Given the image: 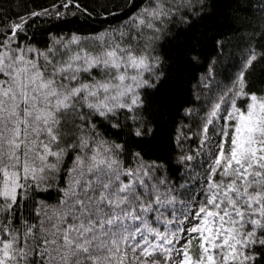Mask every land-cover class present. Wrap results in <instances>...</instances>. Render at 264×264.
<instances>
[{
	"label": "snow or ice",
	"instance_id": "snow-or-ice-1",
	"mask_svg": "<svg viewBox=\"0 0 264 264\" xmlns=\"http://www.w3.org/2000/svg\"><path fill=\"white\" fill-rule=\"evenodd\" d=\"M205 7L151 0L94 47L73 36L63 52L12 47L22 24L11 26L0 40V264H264V93L247 91L245 79L264 51L248 50L230 95L204 121L205 139L214 121L224 125L199 200L156 175L160 166L139 152L134 167L124 166V146L104 140L90 120L117 128L127 113L130 134L149 135L142 90L162 75L153 45L168 25L188 24ZM69 149L76 155L58 203L25 214V201L47 190Z\"/></svg>",
	"mask_w": 264,
	"mask_h": 264
},
{
	"label": "trees",
	"instance_id": "trees-1",
	"mask_svg": "<svg viewBox=\"0 0 264 264\" xmlns=\"http://www.w3.org/2000/svg\"><path fill=\"white\" fill-rule=\"evenodd\" d=\"M151 0H0V40L11 36V26L22 24L17 33V45L47 52L62 45L73 36L94 47L96 37L107 36L114 29L126 28L130 18L140 14ZM206 7L194 14L191 22L168 25L170 31L159 34L154 54L161 59L155 88L146 92L141 122L151 132L143 138L133 137L127 113L115 119L120 127L113 128L108 120L90 116L100 136L108 142L122 144L120 159L124 166H135L133 154L139 152L145 162H156L155 174H164L177 184L184 183L185 164L178 162V132L188 123L186 113L195 109L197 82L207 74L209 67L223 81L229 82L239 74L243 64L239 60L250 48L264 51V0H205ZM67 5V6H65ZM38 13V15H34ZM71 47L75 48L76 45ZM32 53L29 55L31 56ZM40 62L43 63L42 58ZM214 62V63H212ZM147 77V75H146ZM247 91L264 93V59L258 60L245 75ZM246 100H237L243 107ZM87 113V109H82ZM75 149L65 155L59 173L49 181L47 190L36 191L25 201V214L31 213L42 201L55 206L60 197L59 188L69 180ZM197 249V248H195ZM264 260V257L261 258Z\"/></svg>",
	"mask_w": 264,
	"mask_h": 264
},
{
	"label": "rangeland",
	"instance_id": "rangeland-1",
	"mask_svg": "<svg viewBox=\"0 0 264 264\" xmlns=\"http://www.w3.org/2000/svg\"><path fill=\"white\" fill-rule=\"evenodd\" d=\"M30 54L31 53L28 55ZM246 54L239 59L241 60L240 63L243 64ZM237 76L238 75L235 74L231 80L230 77L228 80L229 82L223 81L220 76L217 77L215 73H213V68L210 66L207 74L201 76L197 82L198 88L195 93V109L189 110L185 115L186 118L189 117L188 123H185L182 128L179 127L177 140L179 143L178 151L180 152L178 162L182 165L185 164L181 176L186 172V179L184 182L185 188L182 191L189 196H194L196 200L202 198L201 185L205 182L204 177L211 163V154L217 151L216 145L220 140V137L216 135L215 129H219L224 125L223 119L214 121L212 125H209L208 137L205 139L202 132L204 121L207 118L211 106L217 102L221 94L230 95V93H226V90L233 87ZM225 107L226 105H222V111ZM183 156H192L193 159L184 160L182 159ZM158 175H162V173ZM184 226H187V221H185ZM183 242L182 240L181 243ZM195 248L194 242L193 252H195ZM197 251L198 249L196 252Z\"/></svg>",
	"mask_w": 264,
	"mask_h": 264
}]
</instances>
